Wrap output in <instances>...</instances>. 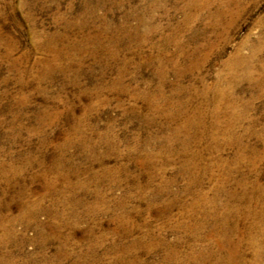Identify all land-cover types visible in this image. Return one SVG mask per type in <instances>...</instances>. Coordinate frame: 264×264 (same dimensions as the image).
Instances as JSON below:
<instances>
[{
	"label": "rangeland",
	"instance_id": "rangeland-1",
	"mask_svg": "<svg viewBox=\"0 0 264 264\" xmlns=\"http://www.w3.org/2000/svg\"><path fill=\"white\" fill-rule=\"evenodd\" d=\"M261 217L264 0H0V264H264Z\"/></svg>",
	"mask_w": 264,
	"mask_h": 264
},
{
	"label": "bare ground",
	"instance_id": "bare-ground-1",
	"mask_svg": "<svg viewBox=\"0 0 264 264\" xmlns=\"http://www.w3.org/2000/svg\"><path fill=\"white\" fill-rule=\"evenodd\" d=\"M233 80V79H232ZM191 121V120H190ZM190 121L189 120H187V121H185L184 123H183V127H180L179 128V130H183L185 127H187V126H189V124H190ZM253 189V188H252ZM255 191V190H254ZM261 191H263V190H261ZM259 194H257V196H258ZM202 197V196H201ZM72 199H74V198H72ZM245 199V198H244ZM249 199V198H248ZM246 201V200H245ZM72 202V201H71ZM75 202V201H74ZM67 203H69L67 200L63 203V205H68ZM74 204H76V203H74ZM205 204V203H204ZM24 205V204H23ZM77 205V204H76ZM73 206V205H72ZM204 206V205H203ZM224 206V205H223ZM24 212L23 213H25V215H28L29 213H32V209L30 208V205L29 204H27V205H25V208H24ZM233 210V209H232ZM235 210V209H234ZM226 211V210H225ZM237 211V210H236ZM220 213V212H219ZM227 213V212H226ZM232 213V212H231ZM247 214V213H246ZM60 215V214H59ZM231 215V214H230ZM259 216V215H258ZM259 219V218H258ZM260 220H264L262 217H261V219ZM226 221V220H225ZM223 222V221H222ZM221 222V223H222ZM263 222V221H262ZM223 224V223H222ZM1 225V224H0ZM228 225V224H227ZM264 225V224H263ZM262 225V226H263ZM256 226V225H255ZM228 228V227H227ZM222 229V228H221ZM254 230H255V228H254ZM8 232V231H7ZM235 232H236V229L234 228L233 229V231L232 230H229V233H230V235L232 236L233 234H235ZM238 232H239V230H238ZM258 232V231H257ZM222 233H223V231H222ZM226 233V232H225ZM249 233V232H248ZM251 233V232H250ZM258 234V233H257ZM5 235V234H4ZM10 236V235H9ZM224 236V235H223ZM262 236V235H261ZM227 237V236H226ZM251 237H253V236H251ZM229 238V237H228ZM262 238H264V236L262 237ZM9 239V238H8ZM230 239V238H229ZM228 239V240H229ZM224 241V240H223ZM233 241V240H232ZM225 242L226 241H224V244H225ZM229 242V241H228ZM252 242L253 241H251V244H252ZM220 243V242H219ZM218 243V244H219ZM237 244V243H236ZM222 245V244H221ZM234 245V244H233ZM258 246V245H257ZM257 246H256V248H257ZM218 247H220V245H218ZM222 247V246H221ZM227 247V246H226ZM229 247V246H228ZM237 247H239V246H237V245H235L233 248H235L234 250H237L236 248ZM231 252V251H230ZM236 253V252H235ZM231 254V253H230ZM222 257V256H221ZM230 257V256H229ZM10 258V257H9ZM231 259V258H230ZM232 262V261H231ZM241 262V261H240ZM222 263V262H221ZM238 263V262H237Z\"/></svg>",
	"mask_w": 264,
	"mask_h": 264
}]
</instances>
